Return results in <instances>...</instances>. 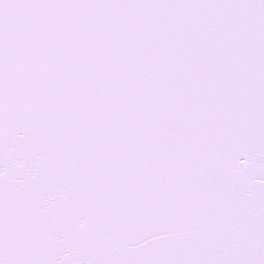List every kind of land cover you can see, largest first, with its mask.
I'll return each instance as SVG.
<instances>
[{
	"label": "snow or ice",
	"instance_id": "snow-or-ice-1",
	"mask_svg": "<svg viewBox=\"0 0 264 264\" xmlns=\"http://www.w3.org/2000/svg\"><path fill=\"white\" fill-rule=\"evenodd\" d=\"M0 264H264V0H0Z\"/></svg>",
	"mask_w": 264,
	"mask_h": 264
}]
</instances>
